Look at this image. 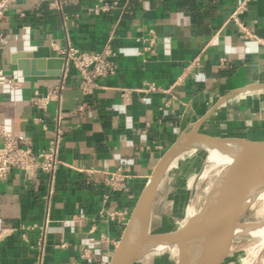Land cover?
<instances>
[{"label": "crops", "instance_id": "crops-1", "mask_svg": "<svg viewBox=\"0 0 264 264\" xmlns=\"http://www.w3.org/2000/svg\"><path fill=\"white\" fill-rule=\"evenodd\" d=\"M117 1L95 12L99 0H14L0 20V65L20 82L0 88V123L28 135L35 151L63 130L54 173L27 180L12 170L0 182V228H17L0 244V264H110L152 172L183 134L264 141V0ZM151 29L154 50H144ZM54 44L109 45L117 70L85 95L72 65L24 75L12 62L17 51L57 56ZM59 84L60 99L38 111L34 93ZM118 169L131 176L129 191L106 184Z\"/></svg>", "mask_w": 264, "mask_h": 264}, {"label": "water", "instance_id": "water-1", "mask_svg": "<svg viewBox=\"0 0 264 264\" xmlns=\"http://www.w3.org/2000/svg\"><path fill=\"white\" fill-rule=\"evenodd\" d=\"M37 55L38 53L34 51H17L12 54L11 59L13 63L17 64L24 75H62L64 73L66 68L65 57L52 55L51 52L45 58H39ZM195 131L196 128L191 132L183 134L164 154L152 172L133 213L134 215L140 204L143 203L138 237L129 257L123 264H133L138 260L149 249L147 240H151L153 237L162 239L170 235H173L174 239L167 243V245L174 244L178 252V259L175 264H201L198 251L190 248L189 243L204 234L211 235L214 264H226L229 260L239 236L235 235L232 241L229 242V230L235 224V218L241 208L244 194L254 184L264 182V141H253L240 137L196 135ZM205 144L241 146L243 148L242 157L230 180L219 195L224 183L223 167L219 166L212 186L206 195L202 207L198 211L189 216L181 227L172 232L150 234L149 228L153 204L167 165L184 149L189 147L205 149ZM218 196L219 198L213 206ZM246 209L247 207L240 213L242 218ZM128 228L120 243L125 239ZM120 249L121 245L119 244L113 253L110 264H119L118 252Z\"/></svg>", "mask_w": 264, "mask_h": 264}, {"label": "built area", "instance_id": "built-area-1", "mask_svg": "<svg viewBox=\"0 0 264 264\" xmlns=\"http://www.w3.org/2000/svg\"><path fill=\"white\" fill-rule=\"evenodd\" d=\"M13 1L0 0V20L3 19ZM49 1L54 7L61 6L60 0ZM247 2L248 0H243L239 8H245ZM117 3V0L114 2L99 0L93 10L95 12L107 11ZM232 16L243 30L246 29V26L238 19L237 11ZM147 39L148 43L144 46V50L153 51L156 39L154 30H150V35ZM1 42L2 35L0 34ZM53 46L57 56L66 58L65 69L67 70L68 66L72 65L78 71L79 85L85 95L92 94L100 86V77L113 74L117 70L116 52L109 45L99 52H90L74 46L67 48H61L55 44ZM2 85L19 88L20 82L0 65V88ZM62 87L63 85L60 84L55 85L49 88L45 94L36 91L32 97V104L38 111L45 113L52 101L60 99ZM123 96H127L126 89L123 91ZM42 115L35 114L33 121L40 123L44 129H47V123L43 120ZM4 129L5 125L0 123V182L5 180L12 170L23 172L27 180H36L39 175L56 171L58 167V151L63 139V130L61 128L56 129L55 135L49 140L48 148L38 151L34 150L32 140L28 135L17 134L11 130L6 132ZM130 179L131 176L124 173L121 169L107 172L105 175V182L113 191H129ZM117 214H121V212L114 211L109 213L112 218ZM16 229V227L0 228V244Z\"/></svg>", "mask_w": 264, "mask_h": 264}, {"label": "rangeland", "instance_id": "rangeland-1", "mask_svg": "<svg viewBox=\"0 0 264 264\" xmlns=\"http://www.w3.org/2000/svg\"><path fill=\"white\" fill-rule=\"evenodd\" d=\"M207 150L187 152L175 157L166 167L151 217L149 233H169L181 227L189 211H198L212 186L219 166L223 175L230 166L209 165ZM247 206L242 223L264 222V191ZM240 237V238H239ZM264 235H239L226 264H264ZM120 244V242H119ZM118 244V246H119ZM178 252L174 244L164 249H147L133 264H175Z\"/></svg>", "mask_w": 264, "mask_h": 264}, {"label": "bare ground", "instance_id": "bare-ground-1", "mask_svg": "<svg viewBox=\"0 0 264 264\" xmlns=\"http://www.w3.org/2000/svg\"><path fill=\"white\" fill-rule=\"evenodd\" d=\"M205 150L209 153V165L211 167H215L218 164H225L230 166L228 171L223 175V187L219 195L222 193L223 189L225 188L226 184L230 180L231 176L233 175L235 168L242 157L243 148L241 146H217L211 144L204 145ZM264 191V182L254 184L251 186L244 194L243 201L241 203V208L236 215L235 224L229 230V242L235 237V235H243V234H260L264 235V222H257V223H242V215L240 214L241 211L249 205L255 203V201L260 197V193ZM219 196L213 203V206L217 202ZM212 206V207H213ZM143 203L140 204L137 211L133 215L131 222L129 224V228L126 234L125 239L120 243L121 249L118 252V263L123 264L126 259L129 257L131 249L135 244V241L138 237L139 229H140V222H141V213H142ZM195 212L192 210L189 211V216L193 215ZM240 238V237H239ZM174 239L173 235L168 237L158 239L153 237L151 240H147L148 248H155V249H164L167 247V243L171 242ZM264 239V237H263ZM190 248L195 249L198 251L200 255V262L201 264H214V252H213V245L212 239L210 234L201 235L190 243Z\"/></svg>", "mask_w": 264, "mask_h": 264}, {"label": "clouds", "instance_id": "clouds-1", "mask_svg": "<svg viewBox=\"0 0 264 264\" xmlns=\"http://www.w3.org/2000/svg\"><path fill=\"white\" fill-rule=\"evenodd\" d=\"M226 51H232V49H226ZM203 76H198L197 80H202ZM6 132L11 130V122L10 121H5V129ZM129 163H131V161H129Z\"/></svg>", "mask_w": 264, "mask_h": 264}]
</instances>
